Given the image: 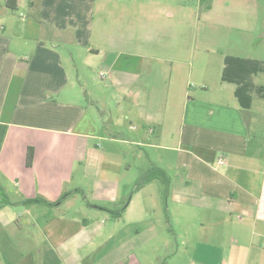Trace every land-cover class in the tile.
Instances as JSON below:
<instances>
[{
  "label": "crops",
  "instance_id": "1",
  "mask_svg": "<svg viewBox=\"0 0 264 264\" xmlns=\"http://www.w3.org/2000/svg\"><path fill=\"white\" fill-rule=\"evenodd\" d=\"M17 2L12 10L0 0V185L13 202L71 194L56 207L0 201V264H155L126 258L135 243L104 254L114 225L91 213L95 205L111 214L129 196L127 135L171 178L166 198L155 180L124 212L150 251L264 264V124L255 110L264 56L230 55L240 40L211 29L189 40L185 0ZM263 15L264 0H212L203 12L204 23L236 29L264 53Z\"/></svg>",
  "mask_w": 264,
  "mask_h": 264
},
{
  "label": "rangeland",
  "instance_id": "2",
  "mask_svg": "<svg viewBox=\"0 0 264 264\" xmlns=\"http://www.w3.org/2000/svg\"><path fill=\"white\" fill-rule=\"evenodd\" d=\"M137 1L139 4L147 3L148 5L151 4V1H152L154 5L163 6L167 3H171L176 0H137ZM185 2L190 7L186 8L183 11L182 20L185 23V30H186V34L188 35L187 38H189V40L194 37L202 38L203 35H206L207 33V31L205 30L211 29L213 30V32H215L214 35L216 36H219V37L231 36L233 41L240 40L239 44L228 45L230 55L237 54L238 56H241V57H249L251 55L255 57L262 56V55L264 56L262 45H259L257 41L254 44L251 43L250 41H246V36L242 34V32L236 29H230L227 27L224 28V27L217 26V25H213L214 27H211L208 24L204 23L205 22V18L203 17L204 9L201 6V0H185ZM155 14L158 15L160 14V12L159 11L155 12ZM160 16H164V15H160ZM197 20H200L201 24H199V26L196 27ZM263 20H264V15H263ZM160 22H163V21H160ZM196 28H197V34H196ZM192 30L193 32L191 33ZM207 35H211L210 32H208ZM222 46L223 45L220 46L221 49H222ZM261 106L263 108V109L261 108L262 111H259L257 108L255 110L257 114L259 115V117L260 116L263 117L262 122L264 124V104ZM128 126L129 125H125V127H128ZM133 126H137V125L134 124ZM128 136L129 135H127L126 137L128 140V143L122 144V147L128 151L126 162L128 161L129 164L132 165L131 166L132 168L128 174H124L123 176L124 178L123 183H128L129 185L126 187L124 186L125 184H123L121 187V192L122 193L126 192L127 195L130 194L133 188V185L137 181L139 176L141 175V172L143 170H147L150 167L149 163L147 162L146 154L144 152L147 150V148L143 147L142 145H139V146L132 145L130 143V140L128 139ZM155 185H160V184L159 182H156ZM147 196L150 198L151 196H153V194L149 192ZM136 199H137V196L135 194L134 199H132V202H131V207H134V208L137 207V203L135 202L137 201ZM85 203H86L85 206H88V202H85ZM89 203L94 204L90 199H89ZM90 206H92L91 211H93L91 213H96V214L101 213L102 215L107 216L104 219H99L98 223H105L108 227L110 225H114L109 230L111 236H114V239H110V235L106 236L105 245L103 246V248L105 249L104 254H108L112 249H115L117 246H127L130 243H135L137 247L135 246V244H133V246H130L133 251H131L129 248H126L125 254L127 255L126 257L127 259L129 258V256H132V255H135L136 257H140L143 255L145 260L147 259L151 263H153L154 261L155 264H201L202 262H204V261H198V263H195L193 261L188 260V256H189L188 252H184L183 254L181 252L182 256L178 255L179 257L172 256L173 254L172 252L169 253L171 254L170 256H166L162 251L152 252L150 251L151 246L148 245L146 242H143L145 240L144 235L137 234L133 230L129 229L130 227V223L128 222L129 212L126 215H124L122 218H116L110 211L109 212L111 214L102 211L103 209H101V207L99 206L97 207L95 205L94 206L90 205ZM160 206L162 209H164V202H163L162 196L160 198ZM95 207L100 210H97ZM121 208H123V205L119 207H117L116 205L113 208H108V209L116 211ZM104 210H107V209H104ZM124 248L125 247L121 248V251ZM214 254L216 253H213V255ZM102 256L104 257L103 254ZM213 257H215L214 258L215 260L212 261L211 264H221L220 263L221 259L217 255ZM126 264H131V263H126ZM206 264H210V262L209 263L206 262Z\"/></svg>",
  "mask_w": 264,
  "mask_h": 264
},
{
  "label": "trees",
  "instance_id": "3",
  "mask_svg": "<svg viewBox=\"0 0 264 264\" xmlns=\"http://www.w3.org/2000/svg\"><path fill=\"white\" fill-rule=\"evenodd\" d=\"M211 3H212V0H201V6L203 7L204 10H209L211 8ZM6 4L12 10L18 9L17 0H6ZM259 69L260 70L263 69L262 65L260 66ZM248 88H250V86H248ZM239 92L240 90L237 92V94H240ZM34 156H35V150L33 147H30L27 153V166L28 167H32ZM155 180H159L161 182L162 187H163V196L166 198L169 193V186L171 183V178L167 174V172L163 170L162 168L156 165H150V167L147 170H143L141 172V175L139 176L137 181L134 183L131 193L129 194L126 202L124 203L123 208L116 210V211H110V212L116 218L123 217L124 212L128 206V203L132 195L138 192L139 190H141L147 184ZM70 194L71 193H64L57 202H51L42 196H37L35 198L22 197L19 201L13 202L8 192L5 190V188L0 185V201H1V204L4 206L22 205V206L30 207L34 205H44L46 207H56V206H59Z\"/></svg>",
  "mask_w": 264,
  "mask_h": 264
},
{
  "label": "built area",
  "instance_id": "4",
  "mask_svg": "<svg viewBox=\"0 0 264 264\" xmlns=\"http://www.w3.org/2000/svg\"><path fill=\"white\" fill-rule=\"evenodd\" d=\"M219 163H220V164H223V163H225V160L222 159V160L219 161Z\"/></svg>",
  "mask_w": 264,
  "mask_h": 264
}]
</instances>
